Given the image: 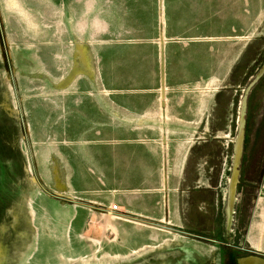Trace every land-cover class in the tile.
I'll use <instances>...</instances> for the list:
<instances>
[{"label": "rangeland", "instance_id": "rangeland-1", "mask_svg": "<svg viewBox=\"0 0 264 264\" xmlns=\"http://www.w3.org/2000/svg\"><path fill=\"white\" fill-rule=\"evenodd\" d=\"M232 4L0 0V264L258 257L242 239L264 170V18L251 13L260 38L239 75L164 79L209 70V46L232 44Z\"/></svg>", "mask_w": 264, "mask_h": 264}, {"label": "crops", "instance_id": "crops-1", "mask_svg": "<svg viewBox=\"0 0 264 264\" xmlns=\"http://www.w3.org/2000/svg\"><path fill=\"white\" fill-rule=\"evenodd\" d=\"M232 2L233 4L231 7L233 16L231 17V21L227 24V26H231L232 29L231 33L226 35L227 38L232 40V44L227 47L225 51H222V53H220L219 48L216 46H209L208 57L209 59H212L209 64L210 68L205 74H199V76L201 75L200 77L195 75L196 71L189 70L188 72H185L186 78H169L165 70V81L222 82L228 80L234 75H239V72H236V68L242 60L244 61L245 58H249L251 49L250 43L255 42L260 38V34H258L259 30L250 37V18L251 13L253 14V18H264V0H258L257 6H255L254 0H232ZM210 39L212 40L213 36H210ZM173 60L174 58H167V54H165L164 65H173ZM246 70L248 71V68L242 70V78L246 75ZM178 155H180L179 152ZM179 159L180 157L177 158V160ZM227 160L228 158L223 156L222 161ZM162 172L163 177L171 176V174L174 176L176 173H179V170H163ZM167 199L170 203L171 200L169 199V195ZM242 247L252 255L264 257V170L262 173L260 188L257 197L254 200L251 218L248 221L243 235ZM244 264H260V262H256L254 258H249Z\"/></svg>", "mask_w": 264, "mask_h": 264}, {"label": "bare ground", "instance_id": "bare-ground-1", "mask_svg": "<svg viewBox=\"0 0 264 264\" xmlns=\"http://www.w3.org/2000/svg\"><path fill=\"white\" fill-rule=\"evenodd\" d=\"M77 70H78V68H75L73 74H75ZM245 101L246 100L244 98V100H243V107H242L243 110L246 108V104L245 103H247V102H245ZM243 116H244V114H243ZM244 125H245V119L242 118L241 119V122H240V126H239V133L237 135V138H236V141H235V147H234V155H233V176H232V178H229L230 179V189H229V199H228V207H227V214H228V223H229V225H231L233 223V219H234L233 218L234 205H235L236 200H237L236 195H235V190H236V186H237V183H238L239 167H240L241 159L243 158L242 155H243V150H244L245 127H246V126L244 127ZM226 206H227V204H226Z\"/></svg>", "mask_w": 264, "mask_h": 264}, {"label": "flooded vegetation", "instance_id": "flooded-vegetation-1", "mask_svg": "<svg viewBox=\"0 0 264 264\" xmlns=\"http://www.w3.org/2000/svg\"><path fill=\"white\" fill-rule=\"evenodd\" d=\"M248 258H254L256 262H258V261L261 259V258H257V257H254V256H251V257L249 256ZM248 258H247V259H248ZM247 259H246V260H247Z\"/></svg>", "mask_w": 264, "mask_h": 264}, {"label": "water", "instance_id": "water-1", "mask_svg": "<svg viewBox=\"0 0 264 264\" xmlns=\"http://www.w3.org/2000/svg\"><path fill=\"white\" fill-rule=\"evenodd\" d=\"M258 262H260L261 264H264V262H261V260H259ZM239 264H243V262H239Z\"/></svg>", "mask_w": 264, "mask_h": 264}]
</instances>
